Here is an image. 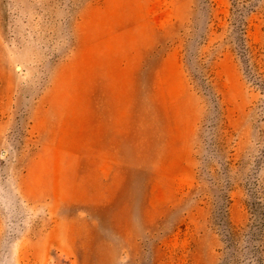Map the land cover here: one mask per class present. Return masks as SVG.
Masks as SVG:
<instances>
[{
    "label": "rangeland",
    "instance_id": "374dc122",
    "mask_svg": "<svg viewBox=\"0 0 264 264\" xmlns=\"http://www.w3.org/2000/svg\"><path fill=\"white\" fill-rule=\"evenodd\" d=\"M0 264H264V0H0Z\"/></svg>",
    "mask_w": 264,
    "mask_h": 264
}]
</instances>
